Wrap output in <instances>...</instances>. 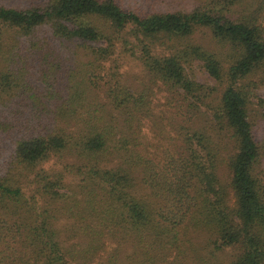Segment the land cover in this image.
<instances>
[{
    "label": "trees",
    "instance_id": "trees-1",
    "mask_svg": "<svg viewBox=\"0 0 264 264\" xmlns=\"http://www.w3.org/2000/svg\"><path fill=\"white\" fill-rule=\"evenodd\" d=\"M262 86L264 0H0V264H264Z\"/></svg>",
    "mask_w": 264,
    "mask_h": 264
},
{
    "label": "rangeland",
    "instance_id": "rangeland-1",
    "mask_svg": "<svg viewBox=\"0 0 264 264\" xmlns=\"http://www.w3.org/2000/svg\"><path fill=\"white\" fill-rule=\"evenodd\" d=\"M226 46L227 45L224 44L223 47H220L219 49V57H221L220 60L222 61L223 65L224 62L227 61L226 58L231 51ZM117 64L120 66L118 68V71L124 73V76L128 77L129 79L132 78L137 72H139V66L137 65V63L132 58L128 57L126 54L119 55L117 57ZM183 66L189 78L195 80L198 83L206 85L210 89V92L208 91V98L212 104L216 105V103H218V97L221 91L222 84L218 82V80L212 78L207 74L206 70L202 65V62L199 60H191L189 63L184 64ZM256 94L264 98V86L260 87L257 90ZM161 95V93H158L153 99L154 106H157L158 103L161 102ZM142 132L146 134V139H149L148 135H150V132L148 127H143Z\"/></svg>",
    "mask_w": 264,
    "mask_h": 264
}]
</instances>
